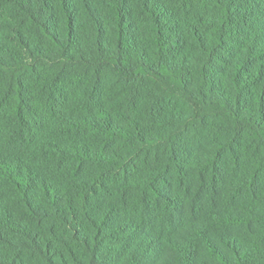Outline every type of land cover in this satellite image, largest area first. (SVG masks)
<instances>
[{
  "label": "trees",
  "instance_id": "16d2710c",
  "mask_svg": "<svg viewBox=\"0 0 264 264\" xmlns=\"http://www.w3.org/2000/svg\"><path fill=\"white\" fill-rule=\"evenodd\" d=\"M0 264H264V0H0Z\"/></svg>",
  "mask_w": 264,
  "mask_h": 264
},
{
  "label": "rangeland",
  "instance_id": "374dc122",
  "mask_svg": "<svg viewBox=\"0 0 264 264\" xmlns=\"http://www.w3.org/2000/svg\"><path fill=\"white\" fill-rule=\"evenodd\" d=\"M197 202H198V200H197ZM206 204H207L206 198H204V202L202 200V203L201 204L199 203V206H205ZM194 207H196L195 203L193 204L192 202H189V203L185 204L184 207L182 208V212H181V213H183L182 217L185 218V217L192 216Z\"/></svg>",
  "mask_w": 264,
  "mask_h": 264
}]
</instances>
